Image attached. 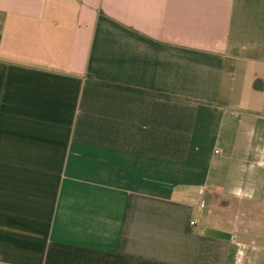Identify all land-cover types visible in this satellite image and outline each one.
Masks as SVG:
<instances>
[{
  "label": "crops",
  "instance_id": "0c3cea01",
  "mask_svg": "<svg viewBox=\"0 0 264 264\" xmlns=\"http://www.w3.org/2000/svg\"><path fill=\"white\" fill-rule=\"evenodd\" d=\"M0 264H264V0H0Z\"/></svg>",
  "mask_w": 264,
  "mask_h": 264
},
{
  "label": "built area",
  "instance_id": "2783aa9c",
  "mask_svg": "<svg viewBox=\"0 0 264 264\" xmlns=\"http://www.w3.org/2000/svg\"><path fill=\"white\" fill-rule=\"evenodd\" d=\"M192 225H195V222H192Z\"/></svg>",
  "mask_w": 264,
  "mask_h": 264
}]
</instances>
